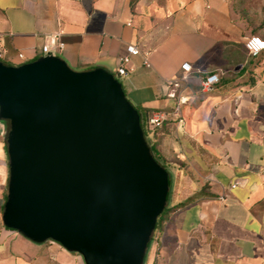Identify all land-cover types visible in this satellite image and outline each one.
Instances as JSON below:
<instances>
[{
	"label": "crops",
	"instance_id": "crops-1",
	"mask_svg": "<svg viewBox=\"0 0 264 264\" xmlns=\"http://www.w3.org/2000/svg\"><path fill=\"white\" fill-rule=\"evenodd\" d=\"M246 17L229 0H0L2 62L36 60L61 31L64 48L52 54L76 71L110 70L134 106L168 113L148 138L169 174L166 207L180 205L153 232L143 264H264V51L248 55L257 29ZM127 44L148 53L150 67L131 56L119 76ZM186 62L189 100L175 114L166 81ZM213 72L219 82L203 91ZM5 129L0 122V264H85L3 225Z\"/></svg>",
	"mask_w": 264,
	"mask_h": 264
},
{
	"label": "water",
	"instance_id": "water-1",
	"mask_svg": "<svg viewBox=\"0 0 264 264\" xmlns=\"http://www.w3.org/2000/svg\"><path fill=\"white\" fill-rule=\"evenodd\" d=\"M0 122H8L4 226L57 242L85 264L144 263L169 174L113 72L76 71L54 54L0 61Z\"/></svg>",
	"mask_w": 264,
	"mask_h": 264
},
{
	"label": "built area",
	"instance_id": "built-area-1",
	"mask_svg": "<svg viewBox=\"0 0 264 264\" xmlns=\"http://www.w3.org/2000/svg\"><path fill=\"white\" fill-rule=\"evenodd\" d=\"M245 49L249 56L256 57L261 52L264 51V39L259 35H251L249 36L245 43ZM63 49L64 43L62 41V33L61 31H56L50 34L47 37L46 44L42 47V53L44 55L52 54L51 48ZM131 56H141L143 65L146 67H150V62L148 59V53L141 52L138 47L134 44L126 45V53L120 58V66L116 70L117 75H125L126 69L124 65L130 61ZM3 57V52L0 47V61ZM18 57L21 60H24V55L19 53ZM181 69L183 74L176 80H167L166 84L169 87L167 92V97L171 100L175 101L174 113L180 114V108L183 104H185L189 100L188 95H183L180 91L181 85H186L189 81V75L191 72V65L189 63H183L181 65ZM219 82V74L218 73H210L204 76L201 80L200 86L203 91H212L214 86ZM168 119V113L165 112H155L150 114L146 123L145 129L147 136L152 133L157 127H159L165 120ZM182 119H178V123H181Z\"/></svg>",
	"mask_w": 264,
	"mask_h": 264
},
{
	"label": "rangeland",
	"instance_id": "rangeland-1",
	"mask_svg": "<svg viewBox=\"0 0 264 264\" xmlns=\"http://www.w3.org/2000/svg\"><path fill=\"white\" fill-rule=\"evenodd\" d=\"M229 1L231 2V6L233 7V10H241V8L246 10L247 22L255 29H257L258 31L257 35L262 37V34L264 35V24H262V20L264 16V11H263L264 0H229ZM249 36H251V34H249L248 37ZM117 79L121 82L120 78L117 77Z\"/></svg>",
	"mask_w": 264,
	"mask_h": 264
},
{
	"label": "trees",
	"instance_id": "trees-1",
	"mask_svg": "<svg viewBox=\"0 0 264 264\" xmlns=\"http://www.w3.org/2000/svg\"><path fill=\"white\" fill-rule=\"evenodd\" d=\"M263 11H264V5H263ZM262 24H264V16H263ZM260 25H261V24H260ZM251 35H257V31H256V30H253V32H252ZM115 77H116V76H115ZM116 78H117V77H116ZM133 106H134V105H133ZM134 107L136 108V110H137V112H138V114H139L140 125H141V128H142L143 132H144L145 139H146L148 145L150 146L151 153H152L154 159H155L158 163H160V164L166 169L165 164H164V163L162 162V160L157 156L156 151L154 150V147H153V145H152L151 142H150V139H149L148 136L146 135L145 123H146L148 117L150 116L149 111H148L147 109H143V108H141V107H139V106H134ZM4 123H5L6 128H8V122H4ZM5 147H6V143H5ZM166 170H167V169H166ZM167 196H168V193H167ZM5 199H6V191H5V193H4V200H5ZM182 204H184V203H182ZM179 205H180V204H179ZM179 205L170 206V207L167 206V207L163 210V212L159 215V217L157 218V223H156V227H155V229L158 227V225L160 224L161 220H162L164 217L168 216V214H170V212H173V211L176 209V207H178ZM154 231H155V230H154ZM48 241H49V240H48ZM151 241H152V238H151ZM151 241L149 242V244L151 243ZM149 244H148V247H149Z\"/></svg>",
	"mask_w": 264,
	"mask_h": 264
}]
</instances>
